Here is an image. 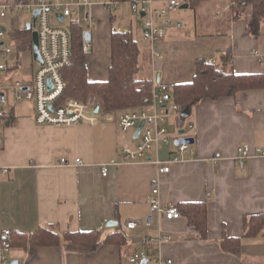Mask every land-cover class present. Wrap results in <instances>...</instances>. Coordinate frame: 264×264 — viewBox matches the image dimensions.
Here are the masks:
<instances>
[{
	"label": "crops",
	"instance_id": "crops-1",
	"mask_svg": "<svg viewBox=\"0 0 264 264\" xmlns=\"http://www.w3.org/2000/svg\"><path fill=\"white\" fill-rule=\"evenodd\" d=\"M17 1L0 0V4L13 7ZM167 1L154 0V4L161 7ZM180 1L188 7L169 14L172 25L155 44L164 55L162 59L153 57L151 44L141 35L142 19L131 10L129 1L121 2L113 12L101 3L82 9L89 19L81 23L84 33L91 32V43L84 38L90 45L89 79H108L115 21L137 33L140 55L145 57L143 65L139 61L145 72L140 78H156L174 89L176 84L192 81L198 62L209 59L238 74L264 76V18L258 33L249 32L251 3L234 18L236 0H204L196 8L188 0ZM21 15L13 12L0 19V25L14 33L17 21L25 23L19 20ZM12 45L17 64L11 68V77L30 79L34 72L26 73L27 57L22 54L29 51ZM30 53L34 59L32 50ZM7 94L10 98V91ZM11 106L16 124L0 127L4 138L0 166L8 168V173L0 172V228L34 232L42 225L55 224L62 233L99 229L104 237L120 231L127 238L123 245L103 243L94 251H74L63 243L36 247L31 252L12 247L10 258L18 264H134L128 257L140 250L150 254L147 264L169 259L171 264H264L263 233L243 237L240 255L225 251L220 244L223 233L244 236L246 217L264 213V156L254 150L264 148V86L217 100L204 98L192 106L186 121L194 125L189 133L194 135L196 153L164 173L152 162H128L111 165L107 176L102 174L103 164L119 158L122 142L130 139L122 136L115 112L114 119L96 125H40L35 121L33 102ZM168 129L172 134L177 132L174 117ZM243 143H249L253 150L246 165L240 167L236 154ZM217 152L222 157L212 162ZM166 156L167 151H163L161 157ZM78 157L84 161L81 165L73 163ZM61 158H67L69 164H63ZM156 186L163 206L207 203V238H200L184 215L168 219L151 211L149 199ZM149 218V226L125 227L128 219ZM110 221L116 224L109 225ZM161 229L172 235L171 241L143 243L146 236H156Z\"/></svg>",
	"mask_w": 264,
	"mask_h": 264
},
{
	"label": "built area",
	"instance_id": "built-area-1",
	"mask_svg": "<svg viewBox=\"0 0 264 264\" xmlns=\"http://www.w3.org/2000/svg\"><path fill=\"white\" fill-rule=\"evenodd\" d=\"M94 3L103 4L110 12L120 6V1L114 0H29L17 1L12 7L7 4H0V19L4 20L14 12L17 14L33 13L36 9L40 12L37 16L35 29L38 32L39 51L42 63L33 73L30 79H19L11 77V68L17 64V57H14L13 45L7 42L9 29L0 25V113L11 106L7 92H13L17 101L27 100L33 102L35 121L40 125H73L86 123L96 125L103 120L111 119L113 111H105L102 102L94 95L87 101L68 98L60 101L67 82L63 77V69L71 62L72 37L70 26L88 22V17L82 14V9ZM131 10L142 19V36L151 44V53L154 58H164L163 53L156 49L155 44L166 29L171 27L172 22L168 17L182 7L180 0H168L163 6L156 7L154 0H130ZM116 7V9H115ZM142 12L145 14L142 15ZM63 16V21L58 18ZM68 20V26L58 25ZM161 20V21H159ZM12 29H10L11 31ZM112 32L126 31L133 33L131 28H123L118 21L111 26ZM90 45L85 43L84 50L89 52ZM5 59V60H3ZM209 63L214 60L209 59ZM11 79V80H10ZM51 80L52 87H49L48 80ZM143 83L141 88L145 92L143 104L122 111L116 116L117 124L122 136L130 138L122 142L119 150V158H113L102 166V174L107 176L111 165H120L128 162H152L160 173L170 172L172 164L183 161L187 155H194L195 138L190 134L193 130V123H187V118L182 119L181 114L186 109L175 98L172 86L168 83L157 81ZM99 110L96 111V108ZM177 121V132L172 134L168 129L172 118ZM114 119V117H113ZM144 122L138 135L136 133ZM131 134V136L129 135ZM130 136V137H129ZM193 138L190 143L181 139ZM4 138L0 134V146ZM252 147L249 143L238 146L236 160L240 167H244L251 156ZM255 152L264 156V148L256 147ZM167 151L166 158L161 153ZM222 157L217 152L212 162H217ZM63 164H69L67 158H61ZM83 159L78 157L74 164L81 165ZM0 172L8 173V168L0 166ZM153 197L149 199L151 211L159 217L168 219L181 217V212L175 205L163 206L157 196L158 187L152 190ZM151 225V220L128 219L125 222L127 229L137 228L141 225ZM10 229L0 228V264H11L10 252L12 244L10 241ZM172 240V235L160 230L156 236H146L142 241L144 244L160 245ZM150 254L146 250H140L129 256L130 262L141 264L143 259H148ZM160 264H171L172 260H159Z\"/></svg>",
	"mask_w": 264,
	"mask_h": 264
},
{
	"label": "trees",
	"instance_id": "trees-1",
	"mask_svg": "<svg viewBox=\"0 0 264 264\" xmlns=\"http://www.w3.org/2000/svg\"><path fill=\"white\" fill-rule=\"evenodd\" d=\"M23 1V0H18ZM29 1V0H24ZM130 1V0H114ZM204 0H188L191 7H197ZM252 4L253 9L248 14L249 32L258 33L260 21L264 18V0H236L234 18L243 14L246 4ZM16 49L32 50L31 30L27 27L16 29ZM72 37L71 62L63 69V77L67 82L65 91L60 98L64 102L68 98L87 101L92 95L103 104L105 111L120 114L122 111L141 106L145 92L141 85L151 83V79L140 78L139 64L140 48L133 33L126 31L112 33L111 65L108 79L92 81L88 76L87 55L84 50V27L82 24L70 26ZM264 86L262 74H238L224 65L209 63L208 60L198 62L194 79L187 83L174 86L176 100L185 108L199 103L204 98L217 100L222 96H231L240 90ZM17 122L14 107L10 106L0 113V127L13 126ZM176 207L188 219V223L199 234L200 238L208 235V213L206 202H182ZM264 234V213L253 214L245 219L244 236H228L223 233L220 244L225 251L240 255L242 253L243 237H255ZM12 247L28 248L31 252L40 246L67 245L74 251H94L103 243L125 244L127 238L123 232H113L106 237L99 229L83 231L60 232L58 225H42L34 232H11Z\"/></svg>",
	"mask_w": 264,
	"mask_h": 264
},
{
	"label": "water",
	"instance_id": "water-1",
	"mask_svg": "<svg viewBox=\"0 0 264 264\" xmlns=\"http://www.w3.org/2000/svg\"><path fill=\"white\" fill-rule=\"evenodd\" d=\"M183 8H186L188 7L187 5H182ZM40 10L39 9H36L33 13V19L32 21H29L26 25L27 29H30L32 30V52H33V57H34V60L36 62H39V63H42V57H41V54H40V51H39V39H38V32L37 30L35 29L36 27V21H37V16L39 14ZM145 13L142 12V15H144ZM59 22H62L63 21V16L60 15V17L58 18ZM84 38H85V41L87 43H91V32L87 31L84 33ZM49 82V87L51 88L52 87V84H51V80L49 79L48 80ZM99 110V107L96 108V111ZM191 113V108H186L182 114H181V118L184 120L186 119L187 117H189ZM144 122L141 123L137 133H136V136L138 135L139 131L141 130L142 126H143ZM188 141L190 143H193L194 142V139L193 138H187V139H181V141ZM151 218H149L150 220ZM116 223L114 221H110L109 222V225H115ZM19 261H14L12 260V263L11 264H18ZM141 264H147V259H143Z\"/></svg>",
	"mask_w": 264,
	"mask_h": 264
},
{
	"label": "rangeland",
	"instance_id": "rangeland-1",
	"mask_svg": "<svg viewBox=\"0 0 264 264\" xmlns=\"http://www.w3.org/2000/svg\"><path fill=\"white\" fill-rule=\"evenodd\" d=\"M21 18L25 20V23H23V22L21 23V22L17 21L16 24H15V26H16L17 29L18 28H21V27H25L27 25V23L32 20V16H31L30 13H23L21 16H19V20ZM67 25H68V20H66L64 23H62V26H65L66 27ZM140 32H141V30H140ZM141 35H142V32H141ZM31 36H32V31H31L30 37ZM134 37H135L136 40L138 39L137 33L134 34ZM7 42L9 44L16 43V34H15V32L14 33H11L9 35V37L7 38ZM140 43H141V40H140ZM24 51H26V50H24ZM28 51L29 52L22 53V54H25V56L27 57L26 58L27 70H25V71H26V73H29V72L30 73H33V72H35L38 69L39 64L37 62H35V60L30 57L31 56V53H30L31 50H28ZM143 57H144V55H140V60L139 61H140V63L142 65H143V62H145V57L144 58ZM3 60H5V59H3ZM23 75H25V73L24 74H21L20 76L23 78L24 77ZM138 75H139V77H142V76L145 75V72L143 71V69L140 71V73ZM10 100H11V105L14 104L15 106H18L20 103H23V102H26L27 101L25 99L24 100H21V101H17L15 99V96H14V93L13 92H10ZM129 135L131 136V134H129Z\"/></svg>",
	"mask_w": 264,
	"mask_h": 264
}]
</instances>
